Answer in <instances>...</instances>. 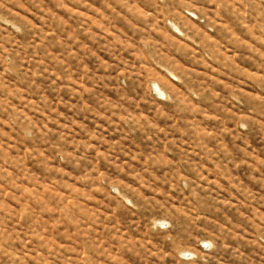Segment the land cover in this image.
I'll use <instances>...</instances> for the list:
<instances>
[{
  "label": "rangeland",
  "instance_id": "374dc122",
  "mask_svg": "<svg viewBox=\"0 0 264 264\" xmlns=\"http://www.w3.org/2000/svg\"><path fill=\"white\" fill-rule=\"evenodd\" d=\"M0 264H264V0H0Z\"/></svg>",
  "mask_w": 264,
  "mask_h": 264
}]
</instances>
